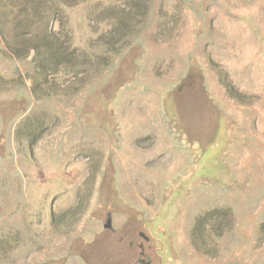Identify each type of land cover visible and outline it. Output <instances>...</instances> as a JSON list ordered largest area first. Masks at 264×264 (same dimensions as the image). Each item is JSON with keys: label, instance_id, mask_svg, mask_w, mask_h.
Returning <instances> with one entry per match:
<instances>
[{"label": "rangeland", "instance_id": "rangeland-1", "mask_svg": "<svg viewBox=\"0 0 264 264\" xmlns=\"http://www.w3.org/2000/svg\"><path fill=\"white\" fill-rule=\"evenodd\" d=\"M43 1L0 0L15 264L51 216L92 264H264V0Z\"/></svg>", "mask_w": 264, "mask_h": 264}, {"label": "crops", "instance_id": "crops-1", "mask_svg": "<svg viewBox=\"0 0 264 264\" xmlns=\"http://www.w3.org/2000/svg\"><path fill=\"white\" fill-rule=\"evenodd\" d=\"M0 99H4L1 97ZM3 101V100H2ZM4 121L1 122L2 127L4 126ZM50 124L47 123L46 120L41 121L40 119L37 122V125L40 127L41 125L45 128L43 130H39L40 133L38 134L37 138L32 141L31 146H34L33 148L26 145H22L19 149L20 156L22 160H20V163L17 162V167L21 169L24 172L26 170L29 171L31 168L30 166V160L29 153L32 152H40L41 149L49 148L50 142L49 139L55 137L56 134V127L55 123L53 127H47L46 125ZM13 130V126H12ZM0 135V148L3 145L2 140V132ZM60 127L57 128V133L60 135ZM27 132V131H26ZM24 133V137L25 134ZM32 131H28L27 135H30ZM48 136V139L46 138ZM44 140V141H43ZM5 143V142H4ZM36 144V145H35ZM55 144V142H54ZM36 156V153H34ZM34 156V155H31ZM5 155L3 153V150L1 148L0 150V160H1V166H0V216L4 219V223L0 224V264H15L14 255L15 251L13 249L12 243L13 238L11 239L12 229L15 227L14 224L10 223L9 219V204L11 203V195L8 196V192L14 188H16L15 184L12 180V173L11 168L6 163L7 160L4 159ZM19 161V160H18ZM15 180V179H14ZM127 220L128 216H124ZM122 220V219H121ZM59 218L57 216H51L48 219L44 218L42 220V223L39 224V227L37 228V225L33 227L34 230H36V241L31 242L32 244L35 243L37 246L36 249V257L33 256L32 252L27 251L23 252L22 260H20L21 264H92L90 259V253L91 249L89 247L90 243L87 241L85 242L84 249L80 246L78 248V230L77 227L69 226L67 228H63V226L59 225ZM63 231L65 232V237L67 238L66 242H69V248L67 249V246H64L63 243ZM35 233H32L33 236ZM94 238V237H93ZM92 238V239H93ZM28 239L24 242L27 243ZM29 242V241H28ZM116 242H120L119 239H116ZM30 243V242H29ZM22 245V243H21ZM129 246V264H135L134 261V253L131 252V249L133 246L130 242H128ZM31 256L29 257V255Z\"/></svg>", "mask_w": 264, "mask_h": 264}, {"label": "trees", "instance_id": "trees-1", "mask_svg": "<svg viewBox=\"0 0 264 264\" xmlns=\"http://www.w3.org/2000/svg\"><path fill=\"white\" fill-rule=\"evenodd\" d=\"M43 2L50 7L47 13H52V15L56 14L57 7L62 4L61 0H44ZM112 51L115 54L118 53V50H115V48H112Z\"/></svg>", "mask_w": 264, "mask_h": 264}, {"label": "water", "instance_id": "water-1", "mask_svg": "<svg viewBox=\"0 0 264 264\" xmlns=\"http://www.w3.org/2000/svg\"><path fill=\"white\" fill-rule=\"evenodd\" d=\"M108 227V226H107Z\"/></svg>", "mask_w": 264, "mask_h": 264}]
</instances>
